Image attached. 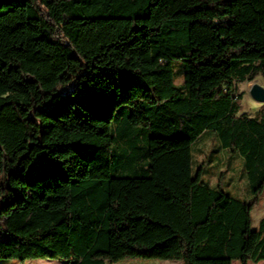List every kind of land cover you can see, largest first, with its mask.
<instances>
[{
	"label": "trees",
	"instance_id": "obj_1",
	"mask_svg": "<svg viewBox=\"0 0 264 264\" xmlns=\"http://www.w3.org/2000/svg\"><path fill=\"white\" fill-rule=\"evenodd\" d=\"M259 77L264 0H0V260L264 261ZM206 139L249 201L194 175Z\"/></svg>",
	"mask_w": 264,
	"mask_h": 264
},
{
	"label": "rangeland",
	"instance_id": "obj_2",
	"mask_svg": "<svg viewBox=\"0 0 264 264\" xmlns=\"http://www.w3.org/2000/svg\"><path fill=\"white\" fill-rule=\"evenodd\" d=\"M257 83L264 87V81L261 77L254 81H248L238 86L239 93H243L242 104L244 112H248L251 116H261V107L264 103L255 101L250 96L252 86ZM213 146V149H212ZM193 173L196 175L199 169H202L201 178L211 187H220L231 196L239 198L243 201H249L251 195L249 193L248 179L244 168V160L239 155H231L228 151L219 148L218 142H211L206 139L193 149ZM264 216V195L258 206L252 211V229H257L259 221ZM0 264H66L64 261L57 260H33L21 262L18 260H0ZM116 264H184L182 261L176 260H143V259H125ZM232 264H241L238 260ZM249 264H255L249 262ZM264 264V261L258 263Z\"/></svg>",
	"mask_w": 264,
	"mask_h": 264
},
{
	"label": "water",
	"instance_id": "obj_3",
	"mask_svg": "<svg viewBox=\"0 0 264 264\" xmlns=\"http://www.w3.org/2000/svg\"><path fill=\"white\" fill-rule=\"evenodd\" d=\"M250 96L259 103H264V87L255 83L251 90Z\"/></svg>",
	"mask_w": 264,
	"mask_h": 264
}]
</instances>
